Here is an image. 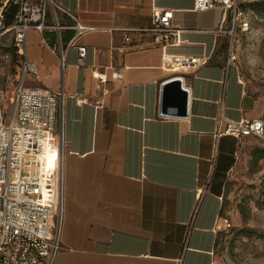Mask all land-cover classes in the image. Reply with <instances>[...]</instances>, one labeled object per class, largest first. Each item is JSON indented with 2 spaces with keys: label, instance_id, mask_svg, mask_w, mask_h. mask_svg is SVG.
<instances>
[{
  "label": "crops",
  "instance_id": "0c3cea01",
  "mask_svg": "<svg viewBox=\"0 0 264 264\" xmlns=\"http://www.w3.org/2000/svg\"><path fill=\"white\" fill-rule=\"evenodd\" d=\"M53 1L95 27L77 36L74 19L57 10L66 29L27 36L26 56L37 73L22 85L65 93L57 120L63 186L53 264H218L225 186L247 140L216 138L217 119L264 118V98L247 91L238 68L227 65L228 44L220 46L231 14L224 21L220 10L198 12L195 0ZM155 9L174 12L177 40L153 48L150 34L133 33L135 44H125L123 31L151 27ZM58 33L67 47L64 69L52 51ZM79 46L87 48L82 63ZM13 49L12 34L0 36V59L15 63L11 92ZM166 57L201 63L175 70ZM175 77L189 89L187 117H176L173 107L160 114L163 87Z\"/></svg>",
  "mask_w": 264,
  "mask_h": 264
},
{
  "label": "built area",
  "instance_id": "2783aa9c",
  "mask_svg": "<svg viewBox=\"0 0 264 264\" xmlns=\"http://www.w3.org/2000/svg\"><path fill=\"white\" fill-rule=\"evenodd\" d=\"M10 5L16 6L17 11L12 23L7 24L5 12ZM57 10L74 19L75 25L70 29H74L77 36L95 30V27L77 21L53 0H0V36L12 34L13 54L18 65L14 76L17 85L11 92L13 109L9 116L2 113L0 90V264H53L60 249L62 137L57 132V120L65 93L22 85L25 76L37 73L36 65L26 56L28 33L31 30L40 34L47 30L59 32L67 28L59 25ZM195 10H220L224 21L231 14V29L223 32L231 37L227 65L236 66L235 29L247 31L249 26L243 21L244 12L238 1L195 0ZM152 17V26L147 29L123 31L125 44H135L133 33L150 34L149 45L153 48L166 47L177 40L179 31L173 26L172 10L155 9ZM66 48L58 33V42L52 51L62 69ZM77 50L78 62L82 63L87 48L79 46ZM5 59H9L8 54ZM165 63L175 70L194 69L201 59L166 57ZM94 77L100 84L106 81L98 73H94ZM115 77L121 79L123 75L115 71ZM223 136L233 137L239 143L249 137L264 141V122L261 119L232 121L219 117L215 137Z\"/></svg>",
  "mask_w": 264,
  "mask_h": 264
},
{
  "label": "rangeland",
  "instance_id": "374dc122",
  "mask_svg": "<svg viewBox=\"0 0 264 264\" xmlns=\"http://www.w3.org/2000/svg\"><path fill=\"white\" fill-rule=\"evenodd\" d=\"M237 1L244 12L243 21H247L249 26L247 31L235 29L236 67L247 91L264 98V15H258L252 9V3L259 0ZM226 25L230 30L231 21ZM230 41L228 35L222 38L220 46H227ZM14 64L0 59L1 110L4 116H9L13 109L11 78ZM246 140L241 161L225 186L224 229L219 232L216 247L218 264H264V161L253 162L254 151L264 148V141Z\"/></svg>",
  "mask_w": 264,
  "mask_h": 264
},
{
  "label": "water",
  "instance_id": "95a60500",
  "mask_svg": "<svg viewBox=\"0 0 264 264\" xmlns=\"http://www.w3.org/2000/svg\"><path fill=\"white\" fill-rule=\"evenodd\" d=\"M183 85V79L180 77H175L164 85L160 108L162 116H166L168 109L173 107L177 109L176 117H187L189 89Z\"/></svg>",
  "mask_w": 264,
  "mask_h": 264
},
{
  "label": "trees",
  "instance_id": "16d2710c",
  "mask_svg": "<svg viewBox=\"0 0 264 264\" xmlns=\"http://www.w3.org/2000/svg\"><path fill=\"white\" fill-rule=\"evenodd\" d=\"M252 9L258 14V15H264V0L255 1L252 3ZM17 11V7L14 5H10L6 12H5V19L7 24H11L14 18V15ZM226 46H222V49H225ZM15 60V58H14ZM250 138V137H249ZM254 138V137H253ZM257 139V138H254ZM260 161H264V148L262 149H256L253 153V162L257 164ZM224 214V213H223ZM218 244V241H217Z\"/></svg>",
  "mask_w": 264,
  "mask_h": 264
}]
</instances>
